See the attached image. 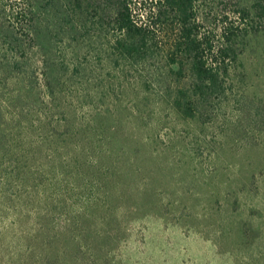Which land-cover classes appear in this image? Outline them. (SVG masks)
<instances>
[{
	"label": "trees",
	"instance_id": "16d2710c",
	"mask_svg": "<svg viewBox=\"0 0 264 264\" xmlns=\"http://www.w3.org/2000/svg\"><path fill=\"white\" fill-rule=\"evenodd\" d=\"M198 1L49 0L58 18L44 0H0V264H121L128 221L110 217L121 211L110 181L121 186L132 157L104 121L115 125L128 85L141 101L168 96L176 122L223 94L240 28L202 32Z\"/></svg>",
	"mask_w": 264,
	"mask_h": 264
},
{
	"label": "rangeland",
	"instance_id": "374dc122",
	"mask_svg": "<svg viewBox=\"0 0 264 264\" xmlns=\"http://www.w3.org/2000/svg\"><path fill=\"white\" fill-rule=\"evenodd\" d=\"M44 1L54 16H64L59 5ZM259 4L264 8V0L197 2L202 32L219 38L225 26L240 28L239 58L223 94L209 98L198 119L173 121L168 96L141 101L143 95L131 85L116 92L125 103L111 106L115 125L104 124L112 145L132 157L131 167H123L130 175L122 176L121 186L110 181L120 191L113 206L121 209L110 217L128 221L117 248L121 264H264V11L259 15ZM240 9L250 18L243 21ZM100 57L94 50L89 58L95 83L107 73ZM149 135H155L157 155L146 151Z\"/></svg>",
	"mask_w": 264,
	"mask_h": 264
}]
</instances>
